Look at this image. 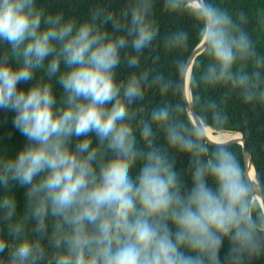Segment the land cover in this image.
<instances>
[{"label": "clouds", "instance_id": "obj_1", "mask_svg": "<svg viewBox=\"0 0 264 264\" xmlns=\"http://www.w3.org/2000/svg\"><path fill=\"white\" fill-rule=\"evenodd\" d=\"M158 11L191 27L162 31ZM248 22L217 0H123L83 18L0 0V111L25 139L0 151V264L264 259V180L226 114L233 95L264 108Z\"/></svg>", "mask_w": 264, "mask_h": 264}, {"label": "trees", "instance_id": "obj_2", "mask_svg": "<svg viewBox=\"0 0 264 264\" xmlns=\"http://www.w3.org/2000/svg\"><path fill=\"white\" fill-rule=\"evenodd\" d=\"M38 2L45 4L53 11L60 9L66 15L83 18L94 6L114 4L118 10L123 0H38ZM217 2L233 12L243 10L247 14L248 30L256 42L258 51L264 53V0H217ZM157 17L162 31L180 26L191 27V21L186 17L173 16L161 11H158ZM170 60L171 57H162L165 68L171 66ZM223 92L224 90L221 88L209 89L206 95L212 99H219ZM226 114L229 119L227 128L242 133L250 151L252 165L260 173V178L264 180V108L259 106L253 108L233 95L228 101ZM11 120L12 113L0 111V151L7 150L10 155H14L23 146L25 139L12 126ZM234 148L239 152V158L243 162L240 144H236ZM177 160L178 167L187 165V156H178ZM12 192L18 201L20 210H23L24 189L13 186ZM226 248L227 242H225V250ZM253 264H264V259L256 260Z\"/></svg>", "mask_w": 264, "mask_h": 264}, {"label": "water", "instance_id": "obj_3", "mask_svg": "<svg viewBox=\"0 0 264 264\" xmlns=\"http://www.w3.org/2000/svg\"><path fill=\"white\" fill-rule=\"evenodd\" d=\"M197 55H199V53H197ZM196 57L194 56L193 57V61ZM235 132H238V131H235ZM240 146H241V151H242V155H243V161H249L251 164V155H250V151L248 149V146L246 144V141H245V138L243 135L240 136L239 138V143Z\"/></svg>", "mask_w": 264, "mask_h": 264}]
</instances>
